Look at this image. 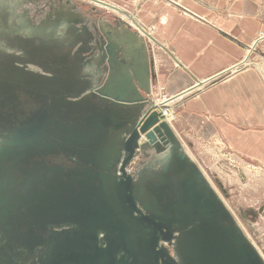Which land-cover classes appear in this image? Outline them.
Listing matches in <instances>:
<instances>
[{
    "label": "rangeland",
    "instance_id": "obj_1",
    "mask_svg": "<svg viewBox=\"0 0 264 264\" xmlns=\"http://www.w3.org/2000/svg\"><path fill=\"white\" fill-rule=\"evenodd\" d=\"M169 2L180 6L179 0ZM123 6L111 0H0V264L53 260L62 241L72 238L76 229L72 204L87 205L99 174L117 179L124 142L132 131L129 125H137L149 111V103L155 107L169 96L163 87L153 95L141 88L127 47L133 56L132 44L142 41L149 85L157 61L168 55L154 44L153 31L144 27L140 12ZM124 35L134 41L118 42ZM258 51L260 55L255 54ZM247 53L245 60L226 73L257 67L264 78V35ZM226 73L203 82L202 89ZM119 76L127 78L146 103L120 114L104 103L101 96L108 87L125 99L118 92L124 88ZM118 115L130 120L122 130L114 127ZM174 133L177 140L162 145L164 151H157L145 135L138 140L127 174L133 179L139 207L146 214L156 213L150 204L151 188L160 191L168 183L175 190L182 178L191 176L189 169L178 168L177 161V156L188 153L204 188L210 185L229 213V221L220 219L222 229L245 240L264 261V167L237 160L220 140L205 144L201 153H191ZM59 158L81 170L83 178L75 176L73 169L62 168L54 178L50 165L34 167ZM55 167L61 169L58 163ZM173 235L171 242H161L160 247L177 264H184L192 247L190 234L175 231ZM235 245L240 247L238 242Z\"/></svg>",
    "mask_w": 264,
    "mask_h": 264
},
{
    "label": "crops",
    "instance_id": "obj_2",
    "mask_svg": "<svg viewBox=\"0 0 264 264\" xmlns=\"http://www.w3.org/2000/svg\"><path fill=\"white\" fill-rule=\"evenodd\" d=\"M111 1L139 11L144 27L153 31L154 44L168 55L157 61L150 95L160 87L169 96L184 94L174 104L175 122L170 126L191 153L220 140L237 160L264 167V78L257 67L228 74L264 35V0H179L180 6L169 0ZM124 37L118 42L134 41ZM141 43L132 44L133 58ZM135 69L147 79L143 58ZM222 73V80L188 92Z\"/></svg>",
    "mask_w": 264,
    "mask_h": 264
},
{
    "label": "water",
    "instance_id": "obj_3",
    "mask_svg": "<svg viewBox=\"0 0 264 264\" xmlns=\"http://www.w3.org/2000/svg\"><path fill=\"white\" fill-rule=\"evenodd\" d=\"M145 53L141 45L136 49V58H133L127 47V54L135 60L132 69L136 78L141 82L144 92L150 93ZM142 58L147 79L135 69V66L138 69ZM119 81L121 88L124 87L118 91L120 96L133 99L118 98L108 87L101 96L104 103L111 104L118 114L125 112V108L129 110L130 107L146 103L142 95L129 86L127 78L119 76ZM126 115L134 119L130 111ZM118 116L119 120L114 127L122 130L130 120ZM141 135H145L157 151H164L162 145L168 146L177 140L169 125L161 122L159 113L150 107L124 143L127 155L120 169L122 179L118 182L115 179L113 186L106 183L107 191L105 185L101 187L104 178L99 174L93 182L94 197L86 200L87 205L72 204L77 214V219L72 221L76 229L72 238L62 241V249L48 264H177L168 251L160 247L161 242L173 240L175 231L190 234L192 247H189L184 264H264L245 240L236 237L227 228L222 229L220 219L229 221V213L211 188H204L202 175L186 155L178 154V168L189 169L191 176L182 178L175 190L168 183L157 192L151 188L154 196L150 204L156 208V213L146 214L139 209L134 196L133 179L127 174V166L136 155ZM56 163L61 169L55 167ZM47 165H50V174L54 178L61 175L62 168H74L64 158L45 160L34 167L37 170L45 169ZM73 170L75 176L83 178L81 170ZM194 175H197L196 178H193ZM184 228L188 230H180ZM235 242L240 243V247Z\"/></svg>",
    "mask_w": 264,
    "mask_h": 264
},
{
    "label": "bare ground",
    "instance_id": "obj_4",
    "mask_svg": "<svg viewBox=\"0 0 264 264\" xmlns=\"http://www.w3.org/2000/svg\"><path fill=\"white\" fill-rule=\"evenodd\" d=\"M178 97V96H177ZM176 98V97H175ZM168 101H165V102H162L161 104L159 103V105L157 104L156 106H155V109H162L161 107H167L168 106V104L167 105H165L166 103H167ZM149 105V107H151V108H154L152 105H151V103H149L148 104ZM173 119H174V112H172L169 116H168V118L166 119V121H165V123L167 124V125H169L170 123H172V121H173ZM160 121L162 122V120L160 119ZM133 127H134V125L132 124V125H129V129H133ZM169 127L171 128V126L169 125ZM171 130L173 131V129L171 128ZM173 133H174V131H173ZM175 134V133H174ZM128 139V138H127ZM125 143V142H124ZM126 153H125V150H124V148H123V158H122V160H121V162L118 164V166H117V170H118V172L116 173V175H117V179H116V182H118L119 180H121L122 179V174H121V172H120V169H121V167H122V163H123V160L125 159V157H126ZM188 156H189V154H187ZM187 156V157H188ZM191 157V156H190ZM192 158V157H191ZM188 159L190 160V158L188 157ZM191 161V160H190ZM192 163H193V161H191ZM204 175V174H203ZM102 177H105L104 178V183L106 184H111L112 186H113V184H114V179L110 176V174H107V175H105V176H103L102 175ZM208 180V179H207ZM209 181V180H208ZM210 182V181H209ZM209 185V184H208ZM209 187H210V185H209ZM211 188V187H210ZM211 190H212V188H211ZM213 191V190H212ZM218 192V191H217ZM215 194V193H214ZM219 194V193H218ZM216 195V194H215ZM216 197L218 198V196L216 195ZM219 199V198H218ZM138 205V204H137ZM138 207H139V205H138ZM139 209L140 210H142L140 207H139ZM228 209V208H227ZM143 211V210H142ZM144 212V211H143ZM162 245V244H161ZM254 248V247H253ZM254 250L256 251V249L254 248ZM256 253H257V251H256ZM258 254V253H257ZM259 255V257L261 256L260 254H258ZM261 258V257H260ZM264 258V257H263ZM262 259V258H261ZM262 261H263V259H262ZM263 263H264V261H263Z\"/></svg>",
    "mask_w": 264,
    "mask_h": 264
},
{
    "label": "built area",
    "instance_id": "obj_5",
    "mask_svg": "<svg viewBox=\"0 0 264 264\" xmlns=\"http://www.w3.org/2000/svg\"><path fill=\"white\" fill-rule=\"evenodd\" d=\"M209 82V81H208ZM198 85L199 84H196V85H194L191 89H189L188 90V92L189 93H192V92H197L198 91ZM207 85V84H206ZM205 85V86H206ZM197 88V89H196ZM199 90L201 91V90H203L202 89V87H199ZM184 96V94L183 95H179L178 97L177 96H173V97H170V96H164L163 97V100L162 101H160V102H165V101H168L167 103H169L168 104V106L167 107H161L162 109H156V111L159 113V117H160V119L162 120V121H166V119L168 118V116L172 113V112H174V104H175V102L179 99V98H182ZM176 97V98H175Z\"/></svg>",
    "mask_w": 264,
    "mask_h": 264
}]
</instances>
